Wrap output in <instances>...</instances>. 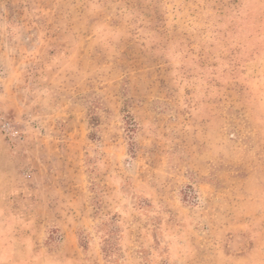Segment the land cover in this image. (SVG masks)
I'll return each instance as SVG.
<instances>
[{
  "label": "rangeland",
  "instance_id": "374dc122",
  "mask_svg": "<svg viewBox=\"0 0 264 264\" xmlns=\"http://www.w3.org/2000/svg\"><path fill=\"white\" fill-rule=\"evenodd\" d=\"M6 261L264 264V0H0Z\"/></svg>",
  "mask_w": 264,
  "mask_h": 264
},
{
  "label": "crops",
  "instance_id": "0c3cea01",
  "mask_svg": "<svg viewBox=\"0 0 264 264\" xmlns=\"http://www.w3.org/2000/svg\"><path fill=\"white\" fill-rule=\"evenodd\" d=\"M6 247L10 248L8 244L6 245ZM2 264H11V262L6 261V262H3Z\"/></svg>",
  "mask_w": 264,
  "mask_h": 264
}]
</instances>
